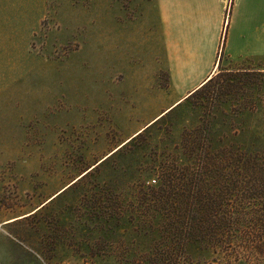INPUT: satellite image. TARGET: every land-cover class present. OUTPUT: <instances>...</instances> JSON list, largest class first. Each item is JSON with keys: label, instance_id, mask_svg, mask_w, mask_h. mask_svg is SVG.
<instances>
[{"label": "rangeland", "instance_id": "374dc122", "mask_svg": "<svg viewBox=\"0 0 264 264\" xmlns=\"http://www.w3.org/2000/svg\"><path fill=\"white\" fill-rule=\"evenodd\" d=\"M47 1L31 68L0 96V264L255 262L242 240H264V174H244L239 158L230 169V155L264 149V58L223 60L219 80L155 119L180 99L158 69L156 4ZM168 171L174 189L219 198L240 226L224 236L234 251L167 230Z\"/></svg>", "mask_w": 264, "mask_h": 264}, {"label": "crops", "instance_id": "0c3cea01", "mask_svg": "<svg viewBox=\"0 0 264 264\" xmlns=\"http://www.w3.org/2000/svg\"><path fill=\"white\" fill-rule=\"evenodd\" d=\"M152 1L164 56L158 69L168 71L167 91L180 98L159 116L212 78L223 60L264 58V0H233L228 15L227 0ZM48 9L47 0H0V96L31 68L32 37Z\"/></svg>", "mask_w": 264, "mask_h": 264}, {"label": "trees", "instance_id": "16d2710c", "mask_svg": "<svg viewBox=\"0 0 264 264\" xmlns=\"http://www.w3.org/2000/svg\"><path fill=\"white\" fill-rule=\"evenodd\" d=\"M258 73L260 74L262 79L255 83L256 84H260V82L264 83V72H258ZM217 76L210 78L200 88L194 91L188 98L203 93L205 90H207L213 83L219 80V77L216 78ZM226 82L231 84L230 81H226ZM141 133L142 132L138 133V135H140ZM190 136L192 138V141L188 144L189 146L188 148H190V150L192 149L195 150L198 148V144H197L198 140L196 137H193L192 135ZM238 154L239 155L237 154H233V156L230 155V161H232L230 163L231 165H233L232 168L230 169L234 170L238 168L237 164L234 163L233 161L235 160L234 158H239L240 161L241 159L243 160V162L241 161V163L244 165L242 167V170L243 169L246 170L244 174L249 176L257 175L258 170L263 171L261 173L264 174V149H259L257 151H250V152L245 151L243 153H238ZM238 165L241 166V164ZM166 173H167L166 178L164 180V184L161 190L162 192L161 196L164 197L166 203H168L167 201L169 199L171 201L174 200L175 202L174 204H177V208H178V211L174 212L176 214V217H173L172 219H169L170 217L168 218L170 221L166 226L167 230L175 235L185 234L188 238L189 236L192 237V235L196 236L197 234L199 235L200 239H202L201 240L202 242L209 244V248L211 249L221 248L226 253H229L230 251L231 252L234 251L236 245L235 241L231 238H226L224 236L233 235L235 237V234L238 233V231L240 230L239 229L240 226L236 227L234 230V226H236V224L234 220L231 219V215L228 214L227 211L221 212L222 206L216 205L219 198L215 197L214 193H212L211 191L204 193L202 190L188 191L189 189H182L180 187L174 189L173 187H171V185L173 182L172 178H175V176L172 171H168ZM263 186H264V181H263ZM253 188L254 190H256L258 188L257 184H255ZM183 191H188V192H183ZM197 199L200 200V202H203V205H201L200 208H202V211L203 209L205 210L204 218H199V215L197 213V209H196ZM171 206L175 207L173 204H171ZM220 212L222 214L219 216ZM259 228L255 226L254 232L256 231L258 232L260 230ZM242 242L246 244V254L248 256L249 254H253V257L255 259V262H250L249 264H260L264 260V257L259 258L260 256H264V240L260 239V237L258 236L257 239L248 238L245 239V241L242 240ZM236 253L237 251L235 252V254Z\"/></svg>", "mask_w": 264, "mask_h": 264}, {"label": "bare ground", "instance_id": "6f19581e", "mask_svg": "<svg viewBox=\"0 0 264 264\" xmlns=\"http://www.w3.org/2000/svg\"><path fill=\"white\" fill-rule=\"evenodd\" d=\"M183 101H184V100H181L179 103H181V102H183ZM179 103H177L173 108H175L176 106H178ZM170 110H171V109H170ZM167 112H168V111H167ZM167 112H166V113H167ZM166 113H164V114H166ZM164 114H162L161 116H159L157 119H159L160 117H162ZM140 132H142V131H140ZM140 132H139V133H140ZM136 135H137V134H136ZM136 135H135V136H136ZM127 142H128V141H127Z\"/></svg>", "mask_w": 264, "mask_h": 264}, {"label": "water", "instance_id": "95a60500", "mask_svg": "<svg viewBox=\"0 0 264 264\" xmlns=\"http://www.w3.org/2000/svg\"><path fill=\"white\" fill-rule=\"evenodd\" d=\"M149 125H150V124H149ZM137 134H138V133H137ZM132 138H133V137H132ZM132 138H130L129 141H130ZM124 145H125V144H124ZM107 158H108V157H107ZM105 159H106V158H105ZM105 159H104V160H105ZM102 161H103V160H102Z\"/></svg>", "mask_w": 264, "mask_h": 264}, {"label": "built area", "instance_id": "2783aa9c", "mask_svg": "<svg viewBox=\"0 0 264 264\" xmlns=\"http://www.w3.org/2000/svg\"><path fill=\"white\" fill-rule=\"evenodd\" d=\"M227 1H230V0H227Z\"/></svg>", "mask_w": 264, "mask_h": 264}]
</instances>
